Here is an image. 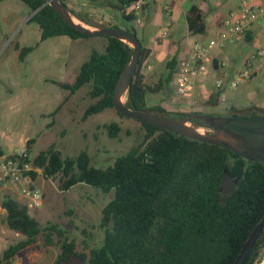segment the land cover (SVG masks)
Segmentation results:
<instances>
[{"label": "trees", "instance_id": "16d2710c", "mask_svg": "<svg viewBox=\"0 0 264 264\" xmlns=\"http://www.w3.org/2000/svg\"><path fill=\"white\" fill-rule=\"evenodd\" d=\"M2 0H0L1 2ZM32 12L29 20L40 29V39L67 35L72 39L89 37L71 27L46 0H21ZM78 20L95 27L113 26L132 30L136 18L132 4L136 0H85L102 5L112 3L122 8L123 23H97L71 9L59 0ZM116 1V3H114ZM191 33H203L205 25L195 7L187 15ZM102 50L92 48L79 65L70 82L50 78L49 81L74 94L82 86L92 101L85 107L82 120L112 104L115 83L131 59L132 47L115 37H107ZM19 61L34 46H16ZM141 45L139 60L129 85L126 103L138 110H150L170 116L159 103H150L148 94L159 87L143 82ZM175 60L168 62L166 83L174 73ZM162 85V82H161ZM121 116H124L116 108ZM197 112L199 111H186ZM250 113L228 109L225 113ZM216 114V113H214ZM139 122V121H138ZM143 134L140 141L119 154L112 163L98 167L91 163L86 149L73 156H63L54 143L31 156L34 137L26 141L29 161L47 178L59 175L58 187L66 191L78 183L97 188L113 196L101 208L97 224L89 227L102 231L101 244L91 246V231L82 229L87 239L78 245L69 230L57 223L41 224L25 203L5 194L1 206L6 210L5 224L24 237L8 244L0 255V264H12L17 253L33 246L39 237L47 246H58L52 264H232L252 228L264 214V164L244 159L216 144L184 136L139 122ZM196 124L198 122H195ZM202 125V124H201ZM204 126V125H203ZM107 135L116 138L121 126L116 121L102 124ZM237 179L236 186L223 197L225 168ZM35 180L37 172L32 170ZM74 214L73 209L65 211ZM264 247V231L242 264H257Z\"/></svg>", "mask_w": 264, "mask_h": 264}, {"label": "crops", "instance_id": "0c3cea01", "mask_svg": "<svg viewBox=\"0 0 264 264\" xmlns=\"http://www.w3.org/2000/svg\"><path fill=\"white\" fill-rule=\"evenodd\" d=\"M73 2L72 8L68 1L66 3L77 13L97 23L107 25L123 23L120 20L122 8L118 9L112 3L103 2L102 5H98L85 0H73ZM242 2L243 0H144L139 12V21L134 19L128 24L135 27L145 51L141 70L143 82L151 87H159L157 92L147 96L151 104L159 103L167 112L172 113L194 110L214 114L218 111L225 113L231 108L264 110L262 107L264 106V57L251 59L256 49L264 46V14L251 22L242 38L227 41L222 46L212 45L208 72L199 74L193 79V88L189 93L180 94L177 91L173 76L169 82H165L169 71L168 62L175 60L173 68L175 70L178 61L188 57L195 42L208 44L211 40H217L223 28L224 18L230 10L240 7ZM192 7L198 10L205 25L203 33H191L188 29L187 15ZM31 15L32 12L21 0H2L0 2V43L18 25H21L18 30L20 39L13 42V49L17 53L16 46L22 47V44L28 42L32 36L36 37L37 44L50 39H40L39 26L29 20ZM33 23L36 26L30 25ZM164 31L166 35L162 36ZM56 37L59 39L44 47L48 67L51 69L49 74L51 76L44 79L46 82H50L48 78H54L53 72L58 75L73 67L81 53L79 44L93 38L89 36L72 39L67 35ZM105 44L106 38L103 37L101 46L104 47ZM51 45H54L52 50L58 51L56 54L48 52L51 51ZM65 51L69 52L68 59H65ZM248 62L250 65L247 66ZM80 64L76 66L77 69ZM246 67L250 72V77L239 83L236 88H229L226 84L220 88L216 86L218 78L227 83L234 72ZM76 72L74 73L73 70L74 77ZM21 77V86L27 88L22 97L24 107L22 109L15 107L16 98L20 94L16 95L14 90L6 93L0 90V121L18 116L25 122L31 117L32 111L26 105L31 102L33 96L29 91L31 76L25 74ZM44 96L43 102L47 103L48 95L45 93ZM19 128L20 123L16 125L15 122L9 128L1 129L0 127V153L16 149ZM28 139V137L25 138V140ZM5 194L12 195L24 203L20 195L9 189H0V203ZM5 216L6 211H3L0 218L4 219V223ZM0 247H3L2 251L6 247L1 237Z\"/></svg>", "mask_w": 264, "mask_h": 264}, {"label": "rangeland", "instance_id": "374dc122", "mask_svg": "<svg viewBox=\"0 0 264 264\" xmlns=\"http://www.w3.org/2000/svg\"><path fill=\"white\" fill-rule=\"evenodd\" d=\"M67 1L70 7L74 5L73 0ZM30 25L36 26L34 23ZM20 27L21 25H18L0 43V90L5 93L14 90L16 95L20 94L16 98V108L22 109L24 107L22 97L27 90L21 86V76L25 74L31 76L29 91L33 96L31 102L26 104L32 111L31 117L25 122L18 116L0 121L1 129L9 128L14 122L16 125L20 123L16 149L26 147V137H34L35 142L30 153L32 157L49 144L54 143L63 156H73L80 150L86 149L91 157V163L98 167H104L112 163L116 156L126 152L132 145L141 140L144 131L140 123L131 117L119 115L115 108H107L82 120L85 107L92 101L87 94V87L82 86L70 95L56 84L44 80L47 76H51L49 75L51 69L48 67L44 47L59 38L53 37L42 44H37L36 37L32 36L22 46H34V49L28 52L23 60L19 61L18 53L13 49V42L20 39L18 33ZM103 37L101 35L93 36L90 40L80 43L81 53L77 61L74 62V68L64 70L58 75L53 72V77L65 82L72 81L77 69L76 66L87 58L90 50L92 48L103 49L101 46ZM52 48L54 45H51V51L48 52L56 54L58 51L52 50ZM64 56L65 59H68L69 52L65 51ZM45 93L48 95L47 103L43 102ZM165 108L169 109L167 106ZM254 110L255 113L264 115V110ZM244 111L251 110L244 109ZM217 113H221V111ZM180 115L176 114V116ZM110 121H116L121 126V131L116 138L109 137L102 127V124ZM200 129L204 131L206 128L200 127ZM36 172L35 184L43 193V202L38 208H30V214L41 224L50 221L69 230L70 237L74 238L78 245L81 244L82 239H87L82 233L84 228L91 231L92 236L88 241L91 246L101 244L102 231L92 229L89 224L99 222L101 208L112 198L113 192L103 193L97 188L82 183L75 184L66 191H61L58 187L59 175L47 178L41 169L36 168ZM225 179L222 189L223 197L237 184V179L233 177H226ZM68 209H73L74 214L67 215L65 211ZM0 226L4 230V233H0V237L4 239V246L24 237L22 233L10 230L2 218H0ZM2 248L0 247V255ZM58 253V246H47L39 237L33 246L17 253L13 263L52 264ZM263 260L264 247L261 259L257 264H261ZM78 263L76 259L72 262V264Z\"/></svg>", "mask_w": 264, "mask_h": 264}, {"label": "water", "instance_id": "95a60500", "mask_svg": "<svg viewBox=\"0 0 264 264\" xmlns=\"http://www.w3.org/2000/svg\"><path fill=\"white\" fill-rule=\"evenodd\" d=\"M45 3L49 4L64 21L80 33L89 36L115 37L132 47L131 59L117 79L112 96L113 106L124 116L164 128L179 136L219 145L244 159L264 164L263 114L251 110L250 113L234 112L230 114L182 112L180 116H170L160 112L129 107L126 101L123 102L121 98L125 95L127 97V91L138 64L141 42L137 34L132 30L113 26H87L73 16L59 0H46ZM73 18L77 21H74ZM200 127L206 129L200 132L198 130ZM224 172L226 177L232 178V172L228 167L225 168ZM263 231L264 214L250 231L232 264L244 262Z\"/></svg>", "mask_w": 264, "mask_h": 264}, {"label": "built area", "instance_id": "2783aa9c", "mask_svg": "<svg viewBox=\"0 0 264 264\" xmlns=\"http://www.w3.org/2000/svg\"><path fill=\"white\" fill-rule=\"evenodd\" d=\"M144 0H136L132 7L136 14V21H139V12ZM264 14V0H243L240 7L228 12L223 21V28L217 40H211L208 44L195 42L188 57L178 61L173 73L176 89L180 94H187L193 88V79L208 72V65L211 62L212 45H224L227 41L242 38L248 30L251 22ZM166 32L162 33L165 36ZM264 57V46L256 49L251 59ZM250 65L248 62L247 66ZM250 72L248 68L238 70L228 79L227 83L223 79L216 80L218 88L226 84L229 88H236L239 83L248 79ZM36 171L29 161L26 147H20L10 152L0 153V189H9L20 195L24 203L30 208H38L43 202V193L35 184L30 172ZM6 211L0 204V217ZM0 233H4L1 229ZM19 264V263H13Z\"/></svg>", "mask_w": 264, "mask_h": 264}, {"label": "bare ground", "instance_id": "6f19581e", "mask_svg": "<svg viewBox=\"0 0 264 264\" xmlns=\"http://www.w3.org/2000/svg\"><path fill=\"white\" fill-rule=\"evenodd\" d=\"M73 20H74V21H77L75 18H73ZM121 100H122L123 102H125V101H126V95L123 96V97L121 98ZM198 130L201 132V129H198ZM261 264H264V260H263V262H262Z\"/></svg>", "mask_w": 264, "mask_h": 264}]
</instances>
